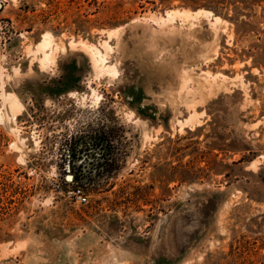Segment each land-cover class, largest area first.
I'll return each mask as SVG.
<instances>
[{
    "label": "rangeland",
    "instance_id": "374dc122",
    "mask_svg": "<svg viewBox=\"0 0 264 264\" xmlns=\"http://www.w3.org/2000/svg\"><path fill=\"white\" fill-rule=\"evenodd\" d=\"M0 109V264H264V0H0Z\"/></svg>",
    "mask_w": 264,
    "mask_h": 264
},
{
    "label": "bare ground",
    "instance_id": "6f19581e",
    "mask_svg": "<svg viewBox=\"0 0 264 264\" xmlns=\"http://www.w3.org/2000/svg\"><path fill=\"white\" fill-rule=\"evenodd\" d=\"M187 14V13H186ZM48 36V35H47ZM51 39V38H50ZM47 40V39H46ZM46 40H45V42H44V44L46 43ZM50 41V40H49ZM48 42V41H47ZM49 44V43H48ZM43 46V45H42ZM47 46V45H46ZM45 47V46H44ZM44 47H43V49H44ZM93 49H94V53L93 54H95V56H97V57H99V60H101V61H103L104 60V55H102V53H101V51L97 48V47H93ZM40 50H41V48H40ZM44 50H46V49H44ZM44 59L46 60H49V59H51V54L50 53H44ZM95 61V60H94ZM107 67H111L110 65L109 66H107ZM11 98V97H10ZM7 100V99H6ZM12 105V107H14V103H12L11 104ZM1 110V109H0Z\"/></svg>",
    "mask_w": 264,
    "mask_h": 264
},
{
    "label": "built area",
    "instance_id": "2783aa9c",
    "mask_svg": "<svg viewBox=\"0 0 264 264\" xmlns=\"http://www.w3.org/2000/svg\"><path fill=\"white\" fill-rule=\"evenodd\" d=\"M76 197L79 202H84L86 199L85 196L83 195V192H81L80 190L77 191Z\"/></svg>",
    "mask_w": 264,
    "mask_h": 264
},
{
    "label": "trees",
    "instance_id": "16d2710c",
    "mask_svg": "<svg viewBox=\"0 0 264 264\" xmlns=\"http://www.w3.org/2000/svg\"><path fill=\"white\" fill-rule=\"evenodd\" d=\"M69 167L72 168V169L74 168V166L71 165V164H69ZM63 180H64V182H68V180H66L65 177L63 178ZM72 180H74V179H71L70 181H72Z\"/></svg>",
    "mask_w": 264,
    "mask_h": 264
}]
</instances>
